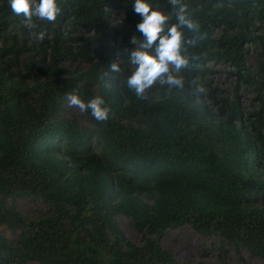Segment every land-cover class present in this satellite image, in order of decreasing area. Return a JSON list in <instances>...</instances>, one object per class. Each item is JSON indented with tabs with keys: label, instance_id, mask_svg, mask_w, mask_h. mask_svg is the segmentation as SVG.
<instances>
[{
	"label": "trees",
	"instance_id": "obj_1",
	"mask_svg": "<svg viewBox=\"0 0 264 264\" xmlns=\"http://www.w3.org/2000/svg\"><path fill=\"white\" fill-rule=\"evenodd\" d=\"M57 3L54 23L29 28L0 0V264H178L160 237L180 227L264 262V0H182L199 27L182 30L189 66L170 68L184 86L157 80L142 97L127 86L130 39H143L134 0ZM148 3L165 32L177 22L169 0ZM74 89L102 97L109 119L70 112Z\"/></svg>",
	"mask_w": 264,
	"mask_h": 264
},
{
	"label": "clouds",
	"instance_id": "obj_2",
	"mask_svg": "<svg viewBox=\"0 0 264 264\" xmlns=\"http://www.w3.org/2000/svg\"><path fill=\"white\" fill-rule=\"evenodd\" d=\"M10 8L16 15H23L26 27H37L35 20L54 23L61 14L57 0H9ZM175 9L176 23L167 28L168 16L158 10H153L148 0H134V12L142 17L136 25V30L143 36L142 40L136 37L130 39V43L137 45L131 51V62L137 67L127 80L129 89L134 90L137 97H142L145 89L151 87L157 80L161 84H168L182 88L184 81L182 77L174 76L170 68L179 72L187 68L190 58L182 54L185 43L195 46V40L185 42L183 29L198 31V24L190 18L187 12V5L182 0H169ZM39 38H44V32L39 33ZM155 45L156 55H151L149 49ZM191 59H199L193 57ZM110 68L113 72L120 71L119 65L112 63ZM202 91L201 88L197 92ZM69 107L78 108L81 112L90 110L91 116L97 122H105L109 119L110 109L106 106L102 97L96 96L87 102L81 99L77 90L67 95Z\"/></svg>",
	"mask_w": 264,
	"mask_h": 264
},
{
	"label": "rangeland",
	"instance_id": "obj_3",
	"mask_svg": "<svg viewBox=\"0 0 264 264\" xmlns=\"http://www.w3.org/2000/svg\"><path fill=\"white\" fill-rule=\"evenodd\" d=\"M118 17H114L117 19ZM120 18V17H119ZM117 21V20H116ZM215 79L219 82L221 87L229 88V95L232 93L231 82L233 81V74H231V66L214 65ZM250 94L245 92H238V100L240 105H248ZM66 107L71 112L82 115V112L75 107H69L66 101ZM98 149V145L95 144ZM38 207V206H37ZM115 221L123 230L125 235L133 242L139 243L141 241V234L137 233L128 222V219L122 215L115 217ZM163 247L172 251L176 256L178 264H196L198 258L200 261H208V264H264L261 258L250 256L248 253L243 254V261L238 262L236 257L231 258V252L225 250H212L203 247V239H199L189 228L180 227L170 229L168 233L160 237ZM198 264V263H197Z\"/></svg>",
	"mask_w": 264,
	"mask_h": 264
}]
</instances>
